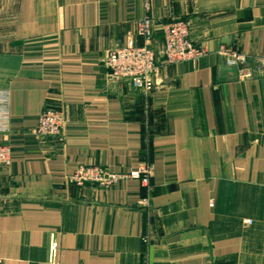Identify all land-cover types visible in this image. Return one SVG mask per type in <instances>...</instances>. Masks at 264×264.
<instances>
[{
	"label": "crops",
	"instance_id": "1",
	"mask_svg": "<svg viewBox=\"0 0 264 264\" xmlns=\"http://www.w3.org/2000/svg\"><path fill=\"white\" fill-rule=\"evenodd\" d=\"M190 24L205 50L165 65L145 96L112 79L107 52L143 46L138 24ZM224 46L250 57L226 74ZM264 0H0V91L11 94L12 163L0 168V264H264ZM227 68V67H225ZM249 72L253 75L248 77ZM64 109V139L35 129ZM149 163L128 180L78 187L79 166ZM147 200L148 206L140 204Z\"/></svg>",
	"mask_w": 264,
	"mask_h": 264
},
{
	"label": "built area",
	"instance_id": "2",
	"mask_svg": "<svg viewBox=\"0 0 264 264\" xmlns=\"http://www.w3.org/2000/svg\"><path fill=\"white\" fill-rule=\"evenodd\" d=\"M153 19L145 17L138 24V34L144 39L143 46L129 44L111 48L107 52L106 65L112 79L127 81L134 89L145 96H150L161 82V64L176 65L187 61L198 62L205 54V50L198 49L190 39V24L183 20L174 21L163 28L164 45L161 52L152 48L154 35ZM219 55L227 68L238 69L249 63L250 57L235 49L222 46ZM161 59V60H159ZM258 71L264 76V58H256ZM249 72L248 77H252ZM11 94L0 91V137L11 131ZM68 123L66 110L46 106L40 115L35 134L40 138L64 139V129ZM12 163V151L9 145L0 143V168L8 167ZM153 176V166L149 163L139 165L135 169L125 172H114L99 166H79L76 171L67 176L68 184L78 187L93 185L109 189L128 180L140 181L142 186L150 189ZM148 206V201L140 202ZM59 244L53 240L50 248V262L57 264Z\"/></svg>",
	"mask_w": 264,
	"mask_h": 264
},
{
	"label": "water",
	"instance_id": "3",
	"mask_svg": "<svg viewBox=\"0 0 264 264\" xmlns=\"http://www.w3.org/2000/svg\"><path fill=\"white\" fill-rule=\"evenodd\" d=\"M236 69L235 68H225V67H222L221 68V81H224L225 79V76L227 73L229 72H233V73H236Z\"/></svg>",
	"mask_w": 264,
	"mask_h": 264
}]
</instances>
